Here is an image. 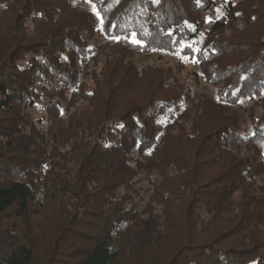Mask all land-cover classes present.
Returning a JSON list of instances; mask_svg holds the SVG:
<instances>
[{"label": "trees", "instance_id": "trees-1", "mask_svg": "<svg viewBox=\"0 0 264 264\" xmlns=\"http://www.w3.org/2000/svg\"><path fill=\"white\" fill-rule=\"evenodd\" d=\"M83 1L0 0V264H264V0Z\"/></svg>", "mask_w": 264, "mask_h": 264}, {"label": "rangeland", "instance_id": "rangeland-1", "mask_svg": "<svg viewBox=\"0 0 264 264\" xmlns=\"http://www.w3.org/2000/svg\"><path fill=\"white\" fill-rule=\"evenodd\" d=\"M80 6L86 10L94 9L93 5L86 1L80 2ZM136 60L140 65H160V66L173 65L179 61L183 62L185 68L180 75L184 81L193 84V86L195 87V93L198 95L208 94L212 97H216L215 89L209 86L208 84H206L204 81L201 80L198 83L194 82L195 81L193 79L194 73L198 71V68L187 58H182L178 55L151 53L136 57ZM251 103L252 102L250 100L242 102L241 110L244 112L243 107H247Z\"/></svg>", "mask_w": 264, "mask_h": 264}, {"label": "snow or ice", "instance_id": "snow-or-ice-1", "mask_svg": "<svg viewBox=\"0 0 264 264\" xmlns=\"http://www.w3.org/2000/svg\"><path fill=\"white\" fill-rule=\"evenodd\" d=\"M89 2H91V0H89ZM93 8H94L95 15H96L98 18L101 19V24H103V18L100 17V14H99L98 11H95V6H93ZM101 31H104V29L101 28ZM131 37H132V42H133V43L139 44V40L136 38V37H137V34H136V33H132V34H131ZM116 39H119V38H116Z\"/></svg>", "mask_w": 264, "mask_h": 264}]
</instances>
